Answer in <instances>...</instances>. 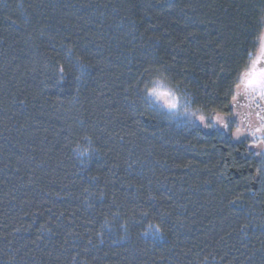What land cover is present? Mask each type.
I'll list each match as a JSON object with an SVG mask.
<instances>
[{
	"label": "trees",
	"instance_id": "obj_1",
	"mask_svg": "<svg viewBox=\"0 0 264 264\" xmlns=\"http://www.w3.org/2000/svg\"><path fill=\"white\" fill-rule=\"evenodd\" d=\"M263 29L264 0H0V264H264L247 178L196 129Z\"/></svg>",
	"mask_w": 264,
	"mask_h": 264
},
{
	"label": "flooded vegetation",
	"instance_id": "obj_2",
	"mask_svg": "<svg viewBox=\"0 0 264 264\" xmlns=\"http://www.w3.org/2000/svg\"><path fill=\"white\" fill-rule=\"evenodd\" d=\"M262 68L264 64L256 67L257 70ZM245 77L237 86L233 95L235 99L231 98L228 107L200 115L204 119L196 118V129L207 138L225 145L226 149L229 146L227 162L237 177L242 172L247 178L249 195L259 205L264 218V99L250 90L247 85L249 77ZM257 169L260 170L259 175Z\"/></svg>",
	"mask_w": 264,
	"mask_h": 264
},
{
	"label": "snow or ice",
	"instance_id": "obj_3",
	"mask_svg": "<svg viewBox=\"0 0 264 264\" xmlns=\"http://www.w3.org/2000/svg\"><path fill=\"white\" fill-rule=\"evenodd\" d=\"M264 39V37H262ZM261 55L264 57V44L261 45ZM259 58L253 62L252 66V71L247 73L249 79L247 80V85L250 88L251 91L257 93L261 99H264V68L257 70L256 69V64H258ZM159 69H145V72L149 73V75H152L154 73L159 72ZM166 71V69H165ZM60 72L63 73L64 69L60 68ZM63 78V77H61ZM162 81L158 80L157 84H161ZM148 92L152 96H158L161 98H164L167 101V107L171 109H176L178 108L179 105V97L176 95L174 91H164L161 90L159 87H152L148 89ZM235 99V97H233ZM201 120L204 119L203 116L200 117ZM225 127H227V124H225ZM262 148H264V144H262ZM261 153H257V155H260ZM260 170L257 169V174L259 175Z\"/></svg>",
	"mask_w": 264,
	"mask_h": 264
},
{
	"label": "rangeland",
	"instance_id": "obj_4",
	"mask_svg": "<svg viewBox=\"0 0 264 264\" xmlns=\"http://www.w3.org/2000/svg\"><path fill=\"white\" fill-rule=\"evenodd\" d=\"M262 37H264V29H263V31H262V33H261V37H260V40H259V43H258V46H257V49L255 50V52L253 53V55H252V58H251V61H250V65H249V68L247 69V73L248 72H250L251 70H252V66H253V62L254 61H256L258 58H259V63L258 64H256V67L257 66H259V67H261L263 64H264V57H262V55H261V51H260V49H261V45L262 44H264V39H262ZM245 72V73H246ZM245 76L243 77V78H241L240 79V82H239V84H241L242 83V81L241 80H245ZM161 90H164V91H168V90H166V89H163V88H161ZM153 98L155 99V100H157V101H159V103L167 110V111H170V112H177V110L179 109V108H176V109H171V108H168L167 107V101L164 99V98H161V97H158V96H153ZM200 117V115L199 116H197L196 118H199ZM88 148V147H87ZM87 148H82V149H80V158L81 159H85L88 155H87V153L86 152H88L87 150Z\"/></svg>",
	"mask_w": 264,
	"mask_h": 264
}]
</instances>
